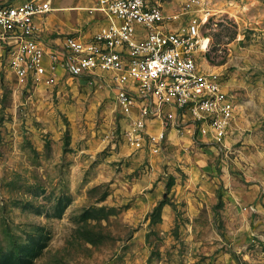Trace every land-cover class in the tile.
<instances>
[{
    "label": "rangeland",
    "instance_id": "374dc122",
    "mask_svg": "<svg viewBox=\"0 0 264 264\" xmlns=\"http://www.w3.org/2000/svg\"><path fill=\"white\" fill-rule=\"evenodd\" d=\"M40 1L50 47L102 21L96 0ZM165 12L210 38L200 64L236 106L229 134L136 133L106 81L0 67V264H264V0Z\"/></svg>",
    "mask_w": 264,
    "mask_h": 264
},
{
    "label": "built area",
    "instance_id": "2783aa9c",
    "mask_svg": "<svg viewBox=\"0 0 264 264\" xmlns=\"http://www.w3.org/2000/svg\"><path fill=\"white\" fill-rule=\"evenodd\" d=\"M166 1L96 0L98 30L64 35L50 47L40 27L50 6L0 0V67L24 82L51 83L60 73L101 79L132 118L134 132L144 133L148 121L164 129L187 121L200 135L222 141L236 106L219 76L200 64L210 38L194 23L168 28Z\"/></svg>",
    "mask_w": 264,
    "mask_h": 264
},
{
    "label": "bare ground",
    "instance_id": "6f19581e",
    "mask_svg": "<svg viewBox=\"0 0 264 264\" xmlns=\"http://www.w3.org/2000/svg\"><path fill=\"white\" fill-rule=\"evenodd\" d=\"M48 11H50V9Z\"/></svg>",
    "mask_w": 264,
    "mask_h": 264
},
{
    "label": "crops",
    "instance_id": "0c3cea01",
    "mask_svg": "<svg viewBox=\"0 0 264 264\" xmlns=\"http://www.w3.org/2000/svg\"><path fill=\"white\" fill-rule=\"evenodd\" d=\"M50 9V8H49ZM46 19H47V17H46Z\"/></svg>",
    "mask_w": 264,
    "mask_h": 264
}]
</instances>
